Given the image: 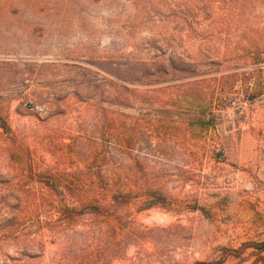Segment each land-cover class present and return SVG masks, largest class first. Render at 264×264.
<instances>
[{"label": "rangeland", "instance_id": "374dc122", "mask_svg": "<svg viewBox=\"0 0 264 264\" xmlns=\"http://www.w3.org/2000/svg\"><path fill=\"white\" fill-rule=\"evenodd\" d=\"M263 239L264 0H0V264Z\"/></svg>", "mask_w": 264, "mask_h": 264}, {"label": "trees", "instance_id": "16d2710c", "mask_svg": "<svg viewBox=\"0 0 264 264\" xmlns=\"http://www.w3.org/2000/svg\"><path fill=\"white\" fill-rule=\"evenodd\" d=\"M123 199L124 198L121 196H116L115 202L121 203L123 201ZM87 209L89 210V212L97 213V214L100 211V208L97 206H89ZM69 211L71 213V212H75L77 210L74 208H70ZM248 249H253L251 256L255 257V260L252 264L264 263V239H263L260 242L245 243L238 250L229 249V248H222L223 254L219 260H215V261H211V262H208V261L197 262L196 264H224L225 261L230 256H234L236 258H241L242 255L244 254V252Z\"/></svg>", "mask_w": 264, "mask_h": 264}]
</instances>
